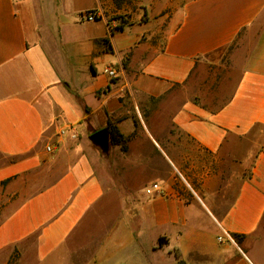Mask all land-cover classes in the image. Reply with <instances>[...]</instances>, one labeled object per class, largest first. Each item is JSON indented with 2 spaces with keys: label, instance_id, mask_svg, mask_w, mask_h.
Instances as JSON below:
<instances>
[{
  "label": "crops",
  "instance_id": "crops-1",
  "mask_svg": "<svg viewBox=\"0 0 264 264\" xmlns=\"http://www.w3.org/2000/svg\"><path fill=\"white\" fill-rule=\"evenodd\" d=\"M115 10L0 0V264H264V0Z\"/></svg>",
  "mask_w": 264,
  "mask_h": 264
},
{
  "label": "rangeland",
  "instance_id": "rangeland-1",
  "mask_svg": "<svg viewBox=\"0 0 264 264\" xmlns=\"http://www.w3.org/2000/svg\"><path fill=\"white\" fill-rule=\"evenodd\" d=\"M114 4L115 8L117 10L112 12V16L115 17L119 23H121L123 20H127L128 12L129 11H135L139 7V0H126L123 4L122 8H117L114 0H111ZM230 78L227 83H225L226 86H230ZM183 95L180 93L170 94L163 98L156 99L153 104L151 105L150 109L148 107L144 109H148V113L152 116H162L164 119L162 121H156L154 122V126H157L161 129H165L168 127V117L173 113L175 109V100L178 98H182ZM137 123V122H136ZM153 125V124H152ZM186 175V172H185ZM179 178L185 182V178L178 174Z\"/></svg>",
  "mask_w": 264,
  "mask_h": 264
},
{
  "label": "built area",
  "instance_id": "built-area-1",
  "mask_svg": "<svg viewBox=\"0 0 264 264\" xmlns=\"http://www.w3.org/2000/svg\"><path fill=\"white\" fill-rule=\"evenodd\" d=\"M82 18L84 20H96L98 18V13L96 11H89V12L85 13L82 16ZM103 72L105 74H107L110 77V79H112V80L119 76V70L113 66H106L104 68ZM48 150L52 151V148L48 147ZM145 192L149 195H153L155 193H163L164 189L160 183L153 182L152 184H150L149 186H147L145 188ZM225 239L233 241L234 237L232 235H230L228 232L224 231L223 234L218 237V240L220 242H223Z\"/></svg>",
  "mask_w": 264,
  "mask_h": 264
},
{
  "label": "trees",
  "instance_id": "trees-1",
  "mask_svg": "<svg viewBox=\"0 0 264 264\" xmlns=\"http://www.w3.org/2000/svg\"><path fill=\"white\" fill-rule=\"evenodd\" d=\"M126 0H114L117 8H122L123 4L125 3ZM126 23V20L122 21L120 23V25L118 26V29L122 28L124 26V24ZM111 128H110V139H111V143L114 144V145H120L121 146V149L122 150H127L128 149V145H127V142L129 140L128 137L124 136L120 130L118 129L117 126L115 125H110ZM233 237L235 238V240L239 243L240 240H241V236L239 235H233Z\"/></svg>",
  "mask_w": 264,
  "mask_h": 264
},
{
  "label": "water",
  "instance_id": "water-1",
  "mask_svg": "<svg viewBox=\"0 0 264 264\" xmlns=\"http://www.w3.org/2000/svg\"><path fill=\"white\" fill-rule=\"evenodd\" d=\"M91 140L99 145H107L109 142V135L106 129L101 130L91 136Z\"/></svg>",
  "mask_w": 264,
  "mask_h": 264
}]
</instances>
